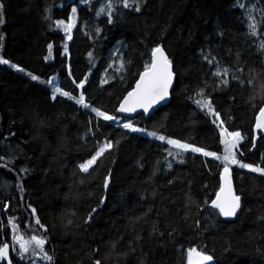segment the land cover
Listing matches in <instances>:
<instances>
[{"label": "trees", "instance_id": "16d2710c", "mask_svg": "<svg viewBox=\"0 0 264 264\" xmlns=\"http://www.w3.org/2000/svg\"><path fill=\"white\" fill-rule=\"evenodd\" d=\"M104 3L0 0V59L44 79L57 75L63 91L82 92L121 116L120 101L161 45L175 73L170 100L149 117L136 113L135 125L222 156L216 117L196 103L207 98L223 127L245 137L237 159L264 167V131L254 129L264 104V0H137L132 8L114 5L112 23L96 15ZM73 7L77 19L64 52L55 22L68 20ZM104 141L113 147L82 171ZM168 152L166 142L105 121L63 95L53 99L49 85L0 63V244L11 243L15 218L25 237L47 239L50 264H188L191 248L215 264H264V175L230 166L241 207L226 218L211 206L223 162ZM11 258L26 264L12 248Z\"/></svg>", "mask_w": 264, "mask_h": 264}, {"label": "snow or ice", "instance_id": "6c2138e0", "mask_svg": "<svg viewBox=\"0 0 264 264\" xmlns=\"http://www.w3.org/2000/svg\"><path fill=\"white\" fill-rule=\"evenodd\" d=\"M83 3H89L90 0H82ZM137 0H106V3L101 6L98 11L96 12L97 17L101 15H106L108 18V23L113 22V15L116 12V8L114 5L122 4L124 8H132L133 4L136 3ZM240 7H244L241 3ZM3 8V5L0 4V9ZM76 8H72L73 18L76 14ZM135 11H140L139 6L135 8ZM250 19H255L254 17H250ZM3 23L2 13H0V24ZM74 19L72 23L65 24L64 21H58L57 26L63 27L65 32L68 33V39L72 38L71 30L74 27ZM249 27L252 29V34H256V24H250ZM97 35L101 32V29H96ZM3 37L0 36V40ZM49 53L51 54L52 45H48ZM261 48H264V43L261 44ZM65 52H67V44L64 46ZM152 59L150 63L145 67L144 72L141 74L140 79L136 83L135 88L128 93L127 97H125L123 103L121 104L118 111L120 112H133L136 111L137 108L143 109L145 113L149 111L153 105L157 104L160 101H163L168 96V89L172 83L173 79V72L171 70V61L168 59V56L165 54L162 47L157 46L152 49L151 53ZM89 57H92V53H89ZM48 57H46L47 59ZM212 61H209L211 63ZM0 63L7 64L9 61L0 59ZM12 67H16V65H12ZM111 67V65L109 66ZM124 63L121 61L120 69H123ZM23 71V69H20ZM29 75H31L29 73ZM215 76H220L221 72L217 70L213 73ZM223 75H228V70L224 69ZM32 80H37L38 77L35 75H31ZM87 76L77 84V87L80 89L84 88L85 83L87 82ZM106 83L107 81H103ZM52 83V81H49ZM223 84L227 85L228 80L224 79L222 81ZM55 93H59L60 95L66 96L69 99L75 100L77 104L82 105L84 108H89L90 105L85 102V97L83 93L80 94L79 98L72 96L69 92L63 91L61 88H55ZM203 96V90L200 93ZM53 99H55V95H53ZM196 103L201 107V109H208L209 112L213 113L217 119H219V113H216L212 108V103L210 99L203 98L198 99ZM91 111L96 114L97 117H101L105 121H115L117 117L108 115L106 111H101L98 108H91ZM223 124V121H221ZM121 127L125 129H129L133 132L144 131V129H139L133 126L131 122L121 124ZM255 128L259 131H264V107L259 109V115L256 120ZM222 135L225 133L226 138L224 139L223 143L225 144L224 154L222 156H218L214 152L205 151L202 147H195L188 143H182L180 140L176 139H166L163 135H157L155 131L147 133L150 136H153L161 141H166L167 144L172 145L174 148L181 150V151H192L195 153H202L204 156H212L218 160H221L224 163L223 172L224 175L222 177L224 184L220 188V192L217 194L216 199L212 201L211 206L218 209L219 213L225 217H233L237 214L238 209L241 207V197L236 195L232 190L231 180H230V165L236 164L239 165L241 168H247L252 172H258L261 175H264V167H253L252 164L243 163L241 160L237 159V152L233 151V149L238 148L239 143L245 139L242 134L238 131L235 132H228L226 128L221 129ZM253 148L255 147V143H253ZM113 147L111 141L106 142L103 144L96 154L87 162L81 164L79 167L82 171L87 172L92 165L96 162V160L103 155L106 150H109ZM169 155H173L172 151L169 150ZM177 155L180 153L177 152ZM240 155L242 156L243 153L241 152ZM3 157H0L2 160ZM171 167V165H169ZM22 172H26L27 169H22ZM107 186V183L106 185ZM95 211V209L93 210ZM34 212V210H33ZM91 218V216L89 217ZM9 224L12 226L11 231L13 233L19 232V227L15 223V218L9 219ZM36 224H40L39 219H36ZM41 227H43L41 225ZM14 240L16 243L19 244V249L17 250L15 244L12 246V251L17 252L20 259L23 260L31 252V255L43 254L42 258L46 259L47 261L51 262L53 257L48 255L47 251L45 250V244L47 243L46 238H38L36 236H32L30 240H24L21 236H14ZM37 249L39 252L37 253ZM188 264H211L213 261V256L210 254L205 253L202 250H197L196 248H191L188 250ZM0 261H7V264H12V260L9 258V244L7 242H3L0 244ZM99 264V262H97Z\"/></svg>", "mask_w": 264, "mask_h": 264}, {"label": "rangeland", "instance_id": "374dc122", "mask_svg": "<svg viewBox=\"0 0 264 264\" xmlns=\"http://www.w3.org/2000/svg\"><path fill=\"white\" fill-rule=\"evenodd\" d=\"M73 8H76V7H73ZM73 19H74V21H75V23H74V27H75V24H76V19H77V14H75V17L73 18V14H72V10H71V13H70V15H69V18H68V20H61V19H59V20H56V22H55V28H56V30H58V31H60V32H62L63 33V35H64V41L62 42V47H63V51L65 52V50H64V46H65V44H67V50H68V44H69V42H70V40L67 38L68 37V33H66L65 32V30H64V28L63 27H58L57 26V22L58 21H64V23L65 24H68V23H72L73 22ZM74 27L72 28V30H71V36H72V31H73V29H74ZM52 45V44H51ZM52 48H53V45H52ZM46 57H48L47 58V60H50L51 58H52V49H51V54L49 53V49H48V54H47V56ZM8 61V60H7ZM6 66H8V67H12V65H16V64H14V63H12V62H10L9 61V63H7V64H5ZM12 68H14V69H16L19 73H21V74H23V75H25V76H27V77H29V78H31V75H35V76H37L36 74H34V73H32V72H30V71H28V70H26V69H24L23 67H21V66H19V65H16V67H12ZM20 69H23V71H21ZM29 73L31 74V75H29ZM38 77V79L37 80H34V81H37V82H40V83H42V84H44V85H49L50 86V88H51V90H52V96L53 95H56V94H59V93H55V88H57V87H59L60 88V86H59V84H58V81H59V78H58V76L57 75H52V76H50L49 77V79H44V78H42V77H40V76H37ZM49 81H52V83H49ZM67 92V91H66ZM82 92H79V94H78V96L76 97V98H79V96H80V94H81ZM73 96V95H72ZM66 97V96H65ZM75 97V96H74ZM66 98H68V97H66ZM199 99H203V98H199ZM71 100H73V99H71ZM73 101H75V100H73ZM86 103H88L89 105H90V107L89 108H84L83 106V108L85 109V110H88V111H90V112H92L91 111V108H93V107H95V108H98V109H100L101 111H106V110H104V109H102V108H100V107H98V106H96V105H94V104H92V103H90V102H87V101H85ZM207 111H208V109H206ZM107 112V114L108 115H112V116H114L112 113H110V112H108V111H106ZM94 113V112H93ZM208 113L210 114V115H212L213 117L215 116V115H213V113H211V112H209L208 111ZM115 117H117V120H115V121H111V122H114V123H117L118 125H120L121 126V124H123V123H128V122H131L132 124H133V126L134 127H136V128H139V129H144V131H138V132H141V133H144V134H147V133H149V132H152V131H150V130H147L146 128H143V127H140V126H137V125H135V123H134V119L133 118H129V117H125V116H115ZM216 117V116H215ZM216 120V125L219 127V131H220V135H221V141H222V144H223V154H224V148H225V144L223 143V141H224V139L226 138V133L224 134V135H222V132H221V129L222 128H224L223 127V125L221 124V122H220V119H215ZM228 131V130H227ZM228 132H230V131H228ZM148 135V134H147ZM157 135H163V136H165L166 137V139H174V138H171V137H169V136H166V135H164V134H160V133H157ZM150 136V135H149ZM151 137H153V136H151ZM155 138V137H154ZM157 139V138H156ZM177 140V139H176ZM106 142H108V141H104L98 148H97V150L94 152V154L90 157V158H88V159H86L85 161H83L81 164H83V163H85V162H87L88 160H90L95 154H96V152L99 150V148L103 145V144H105ZM164 142H166V141H164ZM182 143H186V142H183V141H181ZM188 144H190V143H188ZM191 145H193V146H195V147H199V146H197V145H194V144H191ZM168 146H169V150H171L172 151V153H173V155H176V153L177 152H181V150H178V149H176V148H174L172 145H169L168 144ZM204 149V148H203ZM205 151H208V152H214V151H211V150H207V149H204ZM190 151V150H189ZM233 151H236L237 152V156H238V154H239V152H240V149H239V145H238V148H236V149H233ZM214 153H216L218 156H220V154H218L217 152H214ZM200 154H202V153H200ZM203 155V154H202ZM208 157H212V156H208ZM212 158H215V157H212ZM243 162V161H242ZM243 163H246V162H243ZM80 164V165H81ZM224 164V163H223ZM249 164V163H248ZM79 165V166H80ZM94 165V164H93ZM92 165V166H93ZM232 165H236V164H232ZM232 165H230V166H232ZM229 166V167H230ZM239 166V165H238ZM253 167H256V166H253ZM260 167V166H259ZM35 222H36V219H35ZM10 225V224H9ZM11 225H10V230H11ZM11 232V236H10V238H11V248H12V246H13V244H15V246H16V248H17V250L19 249V244L18 243H16V241L14 240V236H21V237H23V239L24 240H30V238L32 237V236H36V237H38V238H42V236H40V235H35V234H33V235H31L30 237H25L22 233H20V231L18 232V233H13L12 231H10ZM45 247V246H44ZM46 250V249H45ZM14 252V251H13ZM39 252V250L37 249V253ZM14 254H15V256H16V258H18L20 261H26V264H50V262L49 261H47L46 259H43L42 258V256H43V254H37V255H31V252H30V254L28 255V257H26L25 259H23V260H21L20 259V257H19V255L17 254V252H14Z\"/></svg>", "mask_w": 264, "mask_h": 264}, {"label": "water", "instance_id": "95a60500", "mask_svg": "<svg viewBox=\"0 0 264 264\" xmlns=\"http://www.w3.org/2000/svg\"><path fill=\"white\" fill-rule=\"evenodd\" d=\"M160 47H162V46L160 45ZM162 48H163V47H162ZM163 50H164V48H163ZM164 52H165V54L167 55V53H166L165 50H164ZM144 70H145V69H144ZM144 70L140 73V75H139L137 81L135 82L133 88H132L131 90H129V91L124 95V97L122 98V100L120 101V103H119V105H118V107H117V113L120 114L121 116H125V117L132 118L136 113H138V112H143V113L145 114V117H149V116H150V115H151V114H152L157 108H159V107H161V106H163V105H166V104L169 102V100H170V92H171V89H172V87H173V85H174V81H175V73H174V71H173L172 63H171V70H172V72H173V79H172V83H171V85H170V87H169V89H168V96H167L163 101H160V102H158L157 104L153 105V107L150 108L149 111H148L147 113H145L144 110H143V109H140V108H137L136 111H133V112H120V111H118V109L120 108L121 104L123 103L125 97H127L128 93L131 92V91L135 88L136 83H137L138 80L140 79V76H141V74L144 72ZM262 107H264V104H263ZM258 115H259V113L257 114V117H258ZM257 117H256V120H257ZM255 131H257L256 128H255ZM223 175H224V172L222 173L221 179H222ZM230 180H231L232 190H233V192H234V189H233V183H232V179H231V174H230ZM223 184H224V181H223V179H222V180H221V186H222ZM220 188H221V187H220ZM219 192H220V190L218 191V193H219ZM218 193H217V194H218ZM215 199H216V198H215ZM224 217H225V216H224ZM226 218H231V217H226ZM7 243H8V242H7ZM8 244H9V258L11 259V245H10V243H8ZM4 262L7 264V261H4ZM12 264H13V262H12ZM211 264H215V260H214V259H213V261L211 262Z\"/></svg>", "mask_w": 264, "mask_h": 264}, {"label": "bare ground", "instance_id": "6f19581e", "mask_svg": "<svg viewBox=\"0 0 264 264\" xmlns=\"http://www.w3.org/2000/svg\"><path fill=\"white\" fill-rule=\"evenodd\" d=\"M15 64V63H14ZM256 124V123H255ZM254 129H255V127H254ZM258 131V130H257ZM256 132V131H255ZM106 188H107V186H106ZM11 260H12V258H11ZM13 262V261H12Z\"/></svg>", "mask_w": 264, "mask_h": 264}]
</instances>
